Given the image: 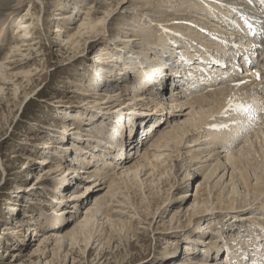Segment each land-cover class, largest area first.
I'll list each match as a JSON object with an SVG mask.
<instances>
[{"label": "rangeland", "instance_id": "rangeland-1", "mask_svg": "<svg viewBox=\"0 0 264 264\" xmlns=\"http://www.w3.org/2000/svg\"><path fill=\"white\" fill-rule=\"evenodd\" d=\"M79 1L81 0H12L10 5L0 8V24H4L3 27L9 24L2 35L6 36V40L0 35L1 54L8 58L6 62L1 63L0 60V264H165L172 261L174 262L170 264H190V258L198 264L199 262L220 263V255H217L216 249L206 252L207 242L211 240L218 244L223 239L229 238L225 240L229 244H233L231 241L237 239L242 241L241 244L244 246L243 242H246L253 231L252 219L264 221V210L261 203L259 204L260 199L253 201L251 196L244 197L247 192L243 184L238 182L236 177H231V173H238V169L231 162L230 151H227L229 152L227 155L220 149L221 152L218 154L219 149L216 148L214 153L220 155L221 160L218 161L213 156L212 161H209L211 163L207 162L206 166H202L205 165L202 164L206 158H203L204 155L210 152L206 150L203 153L204 146L212 144L208 135L197 140L195 139L199 136L195 135V132L192 134L190 131L182 135L178 128H175L177 130L173 128L174 118L171 117L168 124L164 125L166 128L164 131L171 129L173 133L162 141L159 149H155L153 144L160 134H157L153 140L152 137L150 140H145L151 151L154 149L156 154H164L160 157L161 161L156 162L167 169L160 184L161 187L170 189L168 194L164 195L168 201L161 199L164 188L159 194L156 189L150 194L149 187H146L148 184L142 188L132 184L130 190L124 188L114 191L108 188V183L104 180L93 181L97 176L90 177L91 173L88 174L89 177L83 173H66L70 161H77L80 156L83 158L89 156L88 151L92 150L90 145H99V143L104 145L106 129L111 132L112 124L107 128L100 126L102 123L104 126L108 125V122L113 123L106 119L115 116L116 113L111 108L107 111L98 110L101 102L107 101L117 106L118 100L129 99L132 96L128 95L129 89L126 90V85L120 89L118 85L112 86L117 78L104 79V85L100 84L98 88L97 85L90 84V79L95 73H103V67H109L104 64L105 61L98 59L102 58V54L109 47H111L109 56L115 62L121 60L122 53L126 54L124 50L130 51V54H127L130 56L132 52H136L135 49L140 52L141 48L138 44L134 45L130 42L131 44L124 47L123 42L118 40L119 36L127 35L123 32L132 18L138 20L137 23L142 22L134 26L136 30L144 25V20H149L152 24L160 20L164 22L181 20L168 3L169 0H164L166 6L163 5V0H150L152 3L155 2L157 10L162 9L166 13L163 14L164 16L150 12V5H145L144 0ZM172 1L171 4L182 2V0ZM74 3L80 6L82 13L78 14L73 10ZM106 4H112L114 8L110 13H106L108 18L102 23L103 25L93 30V33H88L89 29L86 27L78 28L84 21L87 10L102 15L106 10ZM193 6L195 5L190 6L187 15L195 12ZM201 13L203 19L208 15ZM25 22L29 27H26ZM19 23L22 29L17 31ZM57 25L61 26L63 31H55ZM25 30H28L30 37L23 32ZM135 36L145 39L140 32L135 33ZM146 40L149 41V38ZM14 43L22 47L16 48ZM134 46L137 47L133 48ZM140 53H138L139 57L132 56L133 59H138V63L142 57ZM163 53L151 55L152 57H148L146 61L156 63ZM123 60L128 64L127 61L131 60V57L128 56L126 59L123 57ZM129 65L132 64L129 62ZM129 70L135 72L134 69ZM27 71H31L32 74L24 75L23 72ZM14 73L17 76H13ZM123 77H127L124 78L127 81L128 75ZM171 90L169 87L164 94L171 96ZM108 92H115L113 95L116 96L110 97ZM128 105L131 107L130 104ZM175 113L178 120L182 117L187 119L186 111ZM136 122L140 124V121L136 120ZM69 124L77 129L66 132L65 128ZM99 131L102 137L100 133L97 134ZM180 136L184 139L177 143ZM254 139V142L247 141L239 145L237 156L247 166L251 163L249 165L252 170L251 181L264 186V155L262 154L264 136ZM64 145L65 148L62 147ZM76 147H80L79 153L75 152ZM255 150L261 153L258 151L255 155ZM133 151L131 150L132 155L126 152L129 153L130 159L134 156ZM196 155L199 159L195 158ZM43 157L48 161L40 162ZM134 157L130 162H133L132 164L143 160L136 159L137 155ZM84 161L89 162L88 159ZM144 163L147 167L150 164L145 159ZM57 164L60 165L61 170L56 173ZM190 165L193 166L189 167ZM216 168L217 172L208 179ZM106 170L108 172L110 168ZM116 176L118 177L119 174ZM258 177L263 179V183L260 180L256 181ZM86 184L91 186V190L87 191L89 196L70 200L75 201L74 203L66 201L70 199L72 193L82 195L87 190ZM198 189H207L208 192L211 190L212 193L200 195L203 191L198 193ZM101 197L105 198L107 209L104 207L98 213H90L91 210H86ZM57 198L65 199L60 202ZM155 198L159 203L154 200ZM208 198L211 199L210 206L203 202ZM212 198H221L223 202L214 204ZM230 198H235V205L238 203L241 208L237 210L226 208L225 201ZM52 199L59 202L54 203ZM200 208L208 209L211 211L208 213H212V216L206 214L207 211H204L206 215L202 212L197 213ZM187 210L189 213L184 215ZM87 212L89 216L95 214L100 219L95 222L99 225L98 230L107 229L105 234L104 231H97V239L101 240L88 247L92 250L85 252L82 243L72 247L71 240L63 242L62 245L57 244L59 228L66 227L65 232L72 230L76 223L74 221H83ZM176 212L181 213L180 219H174L170 223ZM59 214L65 219L64 224L57 227L54 224ZM104 216L108 218L103 219ZM47 218L52 219L53 222H47ZM70 218L71 220L68 221ZM103 221L104 223L101 224ZM116 223L121 226L125 224L126 230L129 227V234L116 230L114 227ZM167 230L172 233L171 237ZM256 231H258L257 227ZM44 238L45 243L41 244ZM167 238L175 239L177 246H170L176 249L167 247ZM40 248L43 250L39 251ZM193 248L194 250H191ZM169 251L176 255L169 259L161 258L164 252ZM204 253L208 255L204 256ZM185 257L188 260H184Z\"/></svg>", "mask_w": 264, "mask_h": 264}, {"label": "bare ground", "instance_id": "bare-ground-1", "mask_svg": "<svg viewBox=\"0 0 264 264\" xmlns=\"http://www.w3.org/2000/svg\"><path fill=\"white\" fill-rule=\"evenodd\" d=\"M11 1L12 0H0V8L7 7L8 5H10ZM161 1H158V3H160ZM238 1H240L239 7H243L241 5H243L246 2L245 0H182V2L180 4H179V2H176V4H171L173 1L169 0L168 3H170L171 7L175 9V11L178 13L177 15L180 16L181 20H180V22L173 23L172 25H169L168 27L170 29H175V30L182 32L183 34H186L187 36H189L190 40H194V41L200 40V39L203 40V36L202 35L200 36V32H199L198 28L194 27L196 24L200 23V21H201V19H203V17L201 16L200 17L201 19L197 20V18L195 16L201 15L202 14L201 12H204V15H206L207 13H212L214 15V20L206 19V17L203 19V20H208V22L213 21L212 25H209V24L203 25L202 24L203 25L202 29L208 30V31L212 32L213 34H217L218 32H221L222 30H224L222 27L223 20H221L222 15H224V20H229L230 14H232L231 13L232 9L229 10L230 12H225V7H227V6H230L232 8L234 6L237 7ZM79 2H83V0H81ZM144 3H145V5L146 4L150 5L149 6L150 12H154L155 14H158L161 16H164L163 14L166 15V13H164L162 9H158V10L156 9L157 5L155 4V2L152 3L150 0H144ZM192 4L195 5V6H193V9L195 8V12L188 13V15H187V11L189 10V8ZM142 5H144V4H142ZM163 5L164 6L167 5V4H165V1L163 2ZM105 6H106V10H105L104 14H102V15H97V14L92 13V11L87 10L86 14H85L84 21L81 23V25L78 28L82 29V28L86 27L87 29H89L88 33H93V30H95L99 26L103 25L102 23L108 18L107 14L110 13V10L112 8H114L112 4H110V5L106 4ZM79 7H80L79 5L74 3L73 10L75 12H78V14L82 13L81 12L82 9ZM29 12H30V10H29ZM78 14H76V17L78 16ZM87 18H89V19H87ZM90 19L92 21H90ZM218 19H220V20L217 21ZM129 21H130V23L126 24L127 28H125V30L123 32V34H127V35L126 36L122 35L121 37L119 36L118 40L123 42L124 47H127L128 44H131L130 42H132V44H134V45L138 44V47L141 48L140 49L141 53L137 52V49H135L136 52H132L131 56H130V55H127V54H130V51L127 52V50H124V52L126 54L122 53L121 60L115 62L109 56V54H111V47H109L106 50V52L102 54V58L98 59L99 61H103V62L105 61L104 64L109 65V67L104 66L103 67V69H104L103 73H100V72L95 73V75H93L94 77L92 79H90V84L97 85V88H98L100 84L104 85V79L111 77V80H113V79L117 78V80L114 81L115 83H112V86L118 85L119 89H120V88H123L124 85H126V87H127L126 90L129 89L128 95L131 94L132 96L129 99L128 98H124V99L121 98L116 103L117 106H113V105L109 104V102H107V101L101 102V105H100L101 107L99 109L97 108L98 110L105 109L107 111L109 108H111V110H114V112L116 113L115 116L106 119L109 121L111 120V122H113V123L108 122L107 123L108 125L104 126V124L100 120L102 123L100 128H107L112 124L110 126L111 132L107 131V129H106V131H105L106 132V140L103 141L105 143L104 145H101L100 143H99V145H96V144L90 145V149H92V150L88 151V152H90L89 156H87L86 158H83V156H80L81 158L77 159V161H70V164H68V168H67L66 173L67 172H70L73 174L74 173L75 174L83 173L85 175L86 174L88 175L89 173H91L92 175H90V177L97 176V179L95 178L93 181L96 182V181L104 180L105 183H108V188H112V189H114V191L122 190L124 188L127 190H130L132 188L131 187L132 184H135L141 188L144 187L146 184H148L146 187H149L148 189L150 190V194H151L152 190H155V189L157 190V194H159L162 191V189L164 188V187H161L160 180L164 178V173L167 171V169H166V167H162V165L156 161L160 162L161 161L160 157H162L164 154H156L154 149H153V151L150 150V146L145 141L149 137V135H147L146 133L148 131V128H151V131L154 130L152 140L155 136H157V134H160V136L158 137V140L153 144L155 149H159L162 146V141L166 140L167 136H169L173 133V131H171V129L168 131H164L166 129L164 125L168 124L169 119L172 117V118H174L173 119L174 120L173 128L174 129L178 128L182 135L192 131V134L195 132L196 133L195 135L199 136L195 140L200 139V137H203L205 135H208V137H210V140L212 141V144L211 143L210 144L214 145V146L211 147V145L205 144L203 153H205L206 150H208L210 152H208L207 154L204 155L203 158H205V157L206 158L202 161V164L203 163L205 164L209 161H212L213 156H215V158H217V160L220 161L221 157H220V155H218L221 152L220 149H222L225 152V154H227V155L229 154V152H227V151H230V154L232 156L231 162L238 169V173H231V177L232 178L236 177L237 181L238 182L240 181L243 184V187L246 189L245 192H247L244 194V197L251 196V198H253V201L260 199L259 204L261 203L262 210H264V186H259L256 183H253L251 181L250 172H252V170L249 167V165H251V163H249V165L247 166L237 156V152L239 150V147L242 144H244L247 141L248 142H254L255 141L254 137L260 138V137L264 136V123H263L264 119H262V121L260 122V126H261L260 129H258L255 133H252V135L246 136V138H244L242 141H240L238 143H233V142L239 140L240 139L239 136L242 135L243 132L245 133V131L248 129V126L246 124L244 125V123H242L243 126H239V128L237 130H235L236 125L233 123L234 115L230 112L229 106H227L228 103L231 102L232 100H242L245 102L248 101L247 98L243 95L242 90L235 88V87H231L229 85L225 86L226 84L224 82H221L220 84H218L219 86L216 85L217 87L215 86L216 88L214 91H211V92L194 91L190 95H186L185 93H182L180 91H176L175 86L173 88L171 87V89H172L171 90L172 91L171 96L170 95L167 96L164 93L160 92V86L159 85H154L152 88L146 89L145 86L149 85L148 84L149 79H153L151 81H153L155 83L157 81V79L162 77L163 71L169 72L170 70H172L176 67L178 68V70H180L182 68L178 67L177 65L169 64L170 60L173 59V55L175 54L176 51H173L171 46L168 45L170 40L174 39V37L172 35L167 36V33H169V32H167L168 27L164 28L162 26L161 27L162 31L161 32L158 31L157 23L162 22L161 24H167V22L169 20H166V22L161 21V20L156 21V24H154V23L152 24L149 20H144V25H142L141 28L138 26L140 29L138 28L137 30L134 28V26L136 24H139V23L142 24V22L140 21L139 23H137L138 20H136L134 18L130 19ZM194 21H196V22H194ZM8 25L9 24H6V26L3 27L4 24H2L0 26V35L1 36L4 35V32L8 28ZM25 25H26V27H29V26H27V22H25ZM18 26H19V29L17 31H20L22 29L21 23H19ZM149 29H151V30H149ZM127 30H129V31H127ZM55 31L61 32V31H63V29L61 28V26L57 25ZM137 31L142 33L143 37L145 38L144 40L137 38L135 36V33H138ZM23 32L25 34L27 33L26 35L28 37H30L28 30H25ZM128 32L130 34H128ZM1 36H0V39H1ZM3 37L4 36H2V38ZM5 37H4V39H5ZM146 38H149V41H147ZM165 38H166V41L164 40ZM201 43H206V42L201 41ZM217 43H219V42L217 41ZM15 46H16V44H15ZM118 46L120 47L121 45H118ZM17 47L18 48L22 47V45H19L17 43L16 48ZM135 47H137V46H134L133 48H135ZM206 47H208V46H206ZM16 48H14V50ZM112 48H114V47L112 46ZM163 49H164V51L166 50L165 53L169 52V54H170V56L166 60H165L164 54H162L163 56L160 55V58L158 59V62H156V63H152L151 61H149V62L146 61V59H148V57H152L151 55L156 56V55L160 54V52L163 53L164 52ZM14 50H13V52H14ZM157 51H160V52H157ZM1 53H2V49L0 50V60H2L1 63L3 61L6 62L8 60V58L7 57L5 58L4 55L2 56ZM138 53H140L142 55V57H140L141 61L139 63H138V59L135 60L132 58V56H134V55H138V57H139L140 55ZM103 55H108V56L105 57ZM128 56L131 57V60L127 61L128 64H125L123 57L126 59V57H128ZM153 59H154V57H153ZM164 61H166V62H164ZM129 62L132 65H129ZM151 66H153V68H155V69L157 68V71H152L150 68ZM129 69H134L135 72L132 73ZM23 73H24V75L27 74L28 76L32 74L31 71H27V72H23ZM181 73H183V72H181ZM18 74H22V72H18ZM124 75H128L127 81L124 79V78H127V77H123ZM13 76H17V75H15V73H14ZM12 78L13 77H11V79ZM119 78H121V79H119ZM178 80L182 81V79H178ZM169 82H170V84H173L172 82L178 83V81H176V79H170ZM112 86H109V87H112ZM97 91H98L97 93L100 95L99 90H97ZM174 92H176V93L173 94ZM259 92H260V94H263V97H264V89L262 90V92L261 91H259ZM114 93L108 92L110 97L116 96V95H113ZM119 93H121V92H119ZM132 97H134V98L132 99ZM133 100H135L136 102H133ZM259 100L263 101V98H259ZM104 104H106V105H104ZM127 104H130L131 107H129V105L127 106ZM185 111H186L185 115H186L187 119H184L182 117L184 120H182V118L181 119L179 118V120H178V118H176L177 113H175V112H185ZM214 113L225 114L224 120L220 121V123L218 124V122L216 121L217 119H214V116H213ZM181 115L183 116V114H181ZM95 116L98 117L97 114H95ZM136 120L140 121V124H139V122H136ZM180 121H182V123ZM104 123H106L105 120H104ZM215 124L216 125L218 124V126H215ZM163 126H164V129H163ZM76 129H77V127H74L73 125L69 124V126L67 128H65V131L67 132L69 130H76ZM175 130H177V129H175ZM255 130L256 129L250 130L248 133L254 132ZM99 133H100V131L97 132V134H99ZM116 134L118 136L122 135L123 137H127L129 143L126 144V146H127L126 150L130 149L129 146H134V148H133L134 156L137 155L138 157L136 159L141 158L143 160L140 161L138 159L139 161H136V163H134V164H132L133 162L130 163L131 160H133L135 158L133 156L132 159H130V155H132V153L130 152V155H129V153H126V155L128 156L127 159H125L124 161H122L121 164H118V165H112V163H103V164L95 163V161H99V155L101 152H102L101 154H103V151L111 153L112 151L115 152L116 150H118L120 148L118 143H116L115 140L112 139V137L116 136ZM100 135H101V137L103 136L101 133H100ZM86 136H89V134H86ZM181 136L179 137V140H177L178 141L177 143H180L183 141L184 138ZM95 142L97 143V141H95ZM262 143L264 146V142H262ZM198 144H200V143H198ZM237 145H238V147H237ZM62 147L65 148L66 146L64 145ZM68 148H66V149H68ZM216 148L219 149L218 154L214 153ZM76 149L77 150L75 152L79 153L80 147H76ZM258 151L259 150L254 151L255 155L258 154ZM259 152L261 153V151H259ZM118 153L121 155L122 151L119 150ZM262 154L264 155V149H262ZM104 157L105 156H103V158ZM195 158L199 159V156L196 155ZM85 159H88L89 163L93 162V164L90 165L88 168H84L85 164H87V162L84 161ZM144 159L149 161L150 164L148 165V167H147V164L144 163ZM256 159H258V158H256ZM39 161L40 162H46V161H48V159L46 157H43ZM155 162L158 164H156ZM163 162H166V161H163ZM209 163H211V162H209ZM163 164H165V163H163ZM191 166H193V165H190L189 167H191ZM202 166H206V164L202 165ZM59 167H60V165L57 164L56 165L57 170L55 171L56 173H57V171L61 170V169H59ZM91 167L94 168V170H91L92 169ZM107 168H110V170L108 172L106 170ZM217 170H218L217 168L214 169V171L209 175L208 179H210L211 176H213L214 173L217 172ZM63 174H65V171ZM116 174H119V176L117 177ZM173 174H174V172H173ZM88 177H89V175H88ZM177 179H178V176H177ZM259 180L261 181V183L264 182L263 179L260 177H258V179L256 181H259ZM148 182H150V183H148ZM174 184H172V185H174ZM85 186H86L87 190H85V192L82 193V195H79L76 192L72 193L70 195L71 196L70 199H66V201L69 202L70 200H75L76 198L78 199V198L89 196V193L87 191L91 190L90 189L91 186H89L87 184ZM168 190H170V189H165L164 192L162 191L163 194L161 196V199H163V201H168L167 199H165L167 197H164V195L168 194ZM202 191H203V193H201ZM197 192L201 193L200 195H203L205 193H209L211 195V193H212L211 190H209V192H208L207 189H198ZM144 193L147 194L146 191H144ZM200 197H202V196H200ZM57 199L60 202H62V201H64L65 198H61V199L57 198ZM154 200L157 203H159L156 198ZM53 201H54V203L59 202L57 200H53ZM212 201H214V204H217V203L222 204V202H223V200L221 198H215V199L212 198ZM235 201H236L235 198H230L229 200L225 201V204L227 206L226 208H228V209H235L236 208L235 210L240 209L241 207L239 206L238 203H237V205H235ZM70 202L74 203L75 201H73V202L70 201ZM203 202L206 203L207 206L211 205V199H209V198L204 199ZM106 203L107 202L105 201V198L101 197V198L96 200V202L94 203V205L92 207H90V208L86 207L87 208L86 210H91V211H89L90 213H95V212L98 213L100 210L104 209V207H106L105 209H107V206H105ZM157 203H155V204H157ZM236 206H238V207H236ZM213 207L214 206H212V208ZM194 209H195V207H194ZM157 210H158V208H157ZM65 211L66 210L64 209V212ZM204 211H207V212H205L206 214H209L208 212H211V211H208V209L202 210V208L198 209L196 212L197 213L202 212L203 214H205ZM89 212L86 213V215L84 216L85 219L83 221H79V222L74 221L76 223L74 224L72 230L65 232L64 230L66 227L59 228V231H57V238H56L57 244L62 245L63 242H69V240H71L70 245L72 247H74L77 244L82 243L85 246V247H83L85 252H87V251L90 252L92 250V248L90 247L88 249V247L91 244H94L95 242H97V241L99 242L101 240V239H97L96 233L104 231V234H105V232H107V229L102 228V229L98 230L99 225H98V223H95V222H97V220H100V219L97 218V216L95 214H91L89 216ZM179 212L175 213L174 217L170 220L171 221L170 223H172V221H174V219L175 220L180 219L181 213H179ZM188 213L189 212L187 210V211H185L184 215L188 214ZM209 215L212 216V213ZM213 215H214V213H213ZM61 216H63V215L59 214V216H58L59 218L56 219V222H55L56 224H54L55 226L57 225V227L62 226L64 224L63 221L65 218L61 217ZM79 218H80V216H79ZM106 218H108V217L107 216L103 217V219H106ZM47 220H48V218H47ZM70 220H71V218L68 219V221H70ZM75 220H77V219H75ZM93 220H95V221H93ZM101 220H102V218H101ZM235 220H237V219H235ZM256 220H258V218H256ZM47 222H53V220L49 219ZM253 222H255V223H253ZM102 223H104V221L101 222V224ZM114 225H115L114 227L116 228V230L118 229L121 233L125 232V234H129V227L126 230L127 226L125 224H123L121 226V224L119 225L116 223ZM251 226L253 228V231L251 234H249L250 237L246 240L245 244H247V241H248V244H247L248 246L251 244L257 245L258 248H256L254 250V253L257 254L258 250L260 249V245H258L259 242H257V241H259V239H258L259 230L256 231V227L257 228H259V227L264 228V221H260V220L255 221L254 219H252ZM217 231H214V233H216ZM167 233L171 237L172 233H170L169 230H167ZM176 233H178V231H176ZM174 234L175 233L173 232V236H174ZM213 236H214V234H213ZM250 238L253 241H251ZM214 239H216V237H214ZM263 239H264V237H263ZM45 240L46 239L44 238V240L41 242V244L45 243ZM174 240H171V238H167V241H166L168 243L167 247H169L170 245H172V246L176 245L177 246V242ZM231 242L235 243L237 241H231ZM220 244L221 243L217 244L215 241L210 240L205 245L206 252L208 253V251L212 250V249H216V251L220 252L221 251ZM98 245H101V244L98 243ZM172 246H170V247H172ZM223 246L227 249L228 253H231L232 250L230 248V244L227 241H225V243H223ZM80 247H81V245H80ZM234 248L235 249L237 248L238 251H236V252L233 251L231 253V255L229 256V259L237 258V260H239V262L237 264H244L242 262L243 256L240 254L239 250L245 249V246H243L242 244H240V245L236 244L234 246ZM172 249L174 250V249H176V247H172ZM41 250H43V249L40 248L39 251H41ZM191 250H194V248ZM67 253L69 254L68 251H67ZM207 253H204L203 255L206 256V255H208ZM54 255H57V254H54ZM175 255L176 254H172L171 251L164 252L163 255H161V258L169 259L171 257H174ZM184 260H188V259L186 258ZM189 260H190V264H198L197 261L194 262L191 258ZM172 262H174V261H172ZM172 262H167L165 264H170ZM53 263H55V261H53ZM199 263L201 264L202 262H199ZM186 264H188V263H186ZM212 264H217V263L212 262ZM218 264H222V263H218Z\"/></svg>", "mask_w": 264, "mask_h": 264}]
</instances>
